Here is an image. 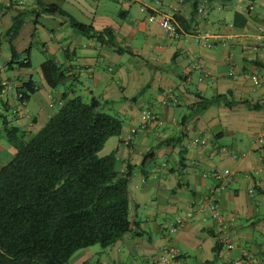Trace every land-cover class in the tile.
Wrapping results in <instances>:
<instances>
[{"label": "crops", "instance_id": "obj_1", "mask_svg": "<svg viewBox=\"0 0 264 264\" xmlns=\"http://www.w3.org/2000/svg\"><path fill=\"white\" fill-rule=\"evenodd\" d=\"M17 1L0 0V78L18 83L31 76L26 68L7 69L10 54L2 53L8 49L6 32L19 11L23 24L33 21V35L39 18L49 14L39 13L34 0H23L20 7L11 4ZM95 1L97 8H79L85 16L81 22L97 30L110 27L117 45L129 51L116 52L86 36L89 43L82 44L76 31L67 41L59 33L53 43V29L47 46L66 71L63 89L53 94L40 78L39 89L18 115L12 111L18 108L14 99L4 104L0 98L6 135L18 131L25 142L55 113L50 99L59 103L64 92L83 99L77 85L83 72L92 80L82 87L89 99L110 104L125 118L120 134L109 137L102 149L117 137L111 151L119 171L130 172L131 230L106 247L96 264H145L167 246L189 264H264V0H114L121 3L119 22L105 7L100 13V3L107 0ZM151 12L172 13L176 34L149 21ZM19 37L12 45L25 55L30 47H19ZM103 61H108V79L98 70ZM6 69L14 72L11 77ZM96 89L101 90L98 96ZM41 90H48V100ZM31 99L36 106L30 112ZM144 110L155 115L152 122H144ZM7 149L13 156L17 147L9 144ZM218 171L231 173L232 179L225 190L211 195ZM212 205L229 221V248L220 239L226 231L219 229ZM150 227L154 238L146 231ZM216 241L221 244L218 258ZM91 252L82 248L66 264H87Z\"/></svg>", "mask_w": 264, "mask_h": 264}, {"label": "trees", "instance_id": "obj_2", "mask_svg": "<svg viewBox=\"0 0 264 264\" xmlns=\"http://www.w3.org/2000/svg\"><path fill=\"white\" fill-rule=\"evenodd\" d=\"M34 2L39 13L63 16L76 32L116 52L129 51L117 45L110 27L97 30L56 3ZM22 14L6 32L7 69L31 66L30 48L20 55L12 45ZM39 72L49 89L67 77L51 54ZM38 89L31 78L24 80L17 87L20 101L25 104ZM61 98L57 111L0 167V264H66L76 251L95 244L106 248L131 230L130 172L119 171L114 151L98 156L107 139L120 134L121 119L101 111L95 97L87 102L64 92ZM213 253L220 257V242L214 243Z\"/></svg>", "mask_w": 264, "mask_h": 264}, {"label": "rangeland", "instance_id": "obj_3", "mask_svg": "<svg viewBox=\"0 0 264 264\" xmlns=\"http://www.w3.org/2000/svg\"><path fill=\"white\" fill-rule=\"evenodd\" d=\"M47 2H54L57 3L59 6L64 7L66 10L71 11L77 18L78 20H84L85 16H83L82 13H80L79 8H83V7H87V6H91L93 8H97L98 6H96V1L95 0H46ZM106 2L108 3H103L101 2L99 5V10L101 13L102 7L106 8L107 14L112 17L111 19L113 21H117L119 22V17L117 15L118 10L121 7V3L114 1V0H107ZM28 5L25 6V8H27ZM53 16V17H52ZM64 20H66L65 17L60 16V15H49L47 17L43 16L39 18V25H36V32L35 35H33L34 33V25H33V21L31 20H25L23 26L21 27L19 34L20 37L19 39L16 41L17 45L19 47H30V54H29V58H30V62H31V66L29 68L24 69L28 75L31 76L32 80H34L37 83H40V72H39V64L45 60V58L50 55L51 52H49L50 50L48 49L49 43L50 41H48V39L51 37V31L53 29L54 33L53 35H55L54 38H51V42L56 43L57 40V35L59 33H61L66 41L67 39H70L69 33L71 32H75V30L69 26L68 23H65ZM43 25V26H42ZM61 25H63L64 27H61ZM61 27V28H60ZM76 35L80 38V41L82 42V44H86L89 43L88 38H86L84 35H81L77 32H75ZM62 42H64L65 40H61ZM65 41V42H66ZM46 42V47L44 46ZM3 51L8 53V49L7 47H3L2 49V53ZM46 51V52H44ZM108 61H103L100 64V68L98 69L99 72H104L105 77L111 76V73L108 72L107 70V63ZM2 63V58L0 57V64ZM103 68V69H102ZM4 73L6 76L11 77L12 74L14 72H12L11 70H4ZM103 77V78H105ZM79 81L80 83L77 84L78 87H81L79 91L81 92V95L83 97L84 101H89V94L85 92V87H87L91 82V78H87L86 74H84L83 72L80 74L79 76ZM68 85H70V83H67ZM84 87V88H82ZM63 89L62 85L57 86L56 88L50 89L51 92H53V94L55 92L61 91ZM79 89V88H78ZM48 91V90H47ZM47 91L45 90H41L40 91V95L45 94V98L48 100L47 98ZM77 91V94H80V92ZM101 90L100 89H96L94 94L98 96L99 92ZM33 98V97H32ZM35 101L34 99H31L29 101V104L27 106V110L28 111H32L33 107H35ZM50 105L52 107V109L56 112L58 107H59V103L57 101H55V98L50 99ZM111 105L110 104H106L104 102H102L101 105V111L106 112L108 114H111L115 117H118L122 120H124V116L120 115L116 112H113V110L110 109ZM7 117L9 119H11L10 121L12 122V124H15L14 126H16V122L14 121L15 119L12 117L11 112L7 113ZM2 118L0 117V146L2 147V150L0 151V163H5L7 160H9L12 155L9 153L8 151V146L9 144H12L14 146H16L17 148L21 145V139H20V134L18 133V131H16L15 133L11 134V137H8L6 135V131L3 126H2ZM117 137H113L112 139H110V141H108V143H106L104 149H102L99 153L98 156H104L108 153L111 152V150L113 149V142L116 141ZM132 218V216L130 215V219ZM151 226V225H150ZM150 230H152V227L147 228L146 231L148 233V235H150L152 238L155 237L153 231L151 232ZM89 250L92 251V258L88 259L87 264H96V261L98 259H101L105 256V254L103 253V251L105 250V248H102L100 245L95 244L92 245V247L89 246ZM96 251H101V253H95Z\"/></svg>", "mask_w": 264, "mask_h": 264}, {"label": "built area", "instance_id": "obj_4", "mask_svg": "<svg viewBox=\"0 0 264 264\" xmlns=\"http://www.w3.org/2000/svg\"><path fill=\"white\" fill-rule=\"evenodd\" d=\"M13 5L23 4V0H18L17 2H11ZM8 5L10 3L8 2ZM149 21L158 22L159 25L167 32L168 34H176L178 27L177 21L172 13H149ZM1 68V66H0ZM21 82H11L6 78H0V98L4 103L9 102V99H14L18 105L23 106L24 102L20 101L21 93L17 90V87L20 86ZM63 101H59V104H62ZM13 113L16 115L20 114V109L13 108ZM143 118L145 123L152 122L155 119V115L150 110L143 111ZM217 180V184L214 188L210 189L211 195L221 192L226 189L228 183L232 179V174L229 172H216L213 174ZM212 215L218 220L217 224L221 231H226L228 229L229 221L225 220L223 214L216 208L215 205L211 206ZM223 244L228 248L231 247L230 239L228 232L226 231L224 235L220 238ZM234 264H238L239 261H233ZM135 264V263H129ZM145 264H189L187 259L183 257L176 248L172 246L165 247L161 254L158 255L155 259L147 261Z\"/></svg>", "mask_w": 264, "mask_h": 264}]
</instances>
